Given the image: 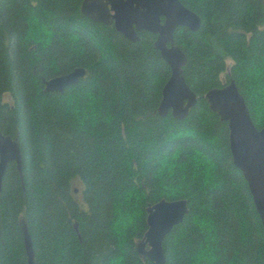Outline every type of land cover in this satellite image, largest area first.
Masks as SVG:
<instances>
[{
	"label": "trees",
	"instance_id": "obj_1",
	"mask_svg": "<svg viewBox=\"0 0 264 264\" xmlns=\"http://www.w3.org/2000/svg\"><path fill=\"white\" fill-rule=\"evenodd\" d=\"M179 1L202 18L173 35L198 97L183 120L158 115L171 71L153 34L131 42L84 17L83 0H0V133L21 152V175L9 163L0 183V264H28L24 226L33 264H154L136 245L161 200L188 207L163 240L166 264H264L228 124L205 99L235 80L264 128V0ZM76 68L84 77L45 92L43 79Z\"/></svg>",
	"mask_w": 264,
	"mask_h": 264
},
{
	"label": "water",
	"instance_id": "obj_2",
	"mask_svg": "<svg viewBox=\"0 0 264 264\" xmlns=\"http://www.w3.org/2000/svg\"><path fill=\"white\" fill-rule=\"evenodd\" d=\"M81 14L95 23L113 25L115 30L131 42L139 41L138 33L146 31L155 36L154 48L169 66L171 74L161 91L158 115L169 113L175 120H183L198 102L195 92L185 82L183 67L187 59L175 45L174 32L179 27L198 32L202 18L186 8L179 0H83ZM85 70L44 80L45 92L62 93L66 87L84 77ZM209 108L229 127L230 151L234 165L243 173L252 194L256 210L264 226V128L258 129L252 120L246 100L232 80L221 88H213L206 95ZM9 163H14L21 175V152L17 139L0 133V183ZM77 193V190H75ZM188 214L185 200H161L146 208L147 230L137 243L139 256L154 264H166L162 250L164 238ZM24 246L28 264L34 253L26 226Z\"/></svg>",
	"mask_w": 264,
	"mask_h": 264
},
{
	"label": "rangeland",
	"instance_id": "obj_3",
	"mask_svg": "<svg viewBox=\"0 0 264 264\" xmlns=\"http://www.w3.org/2000/svg\"><path fill=\"white\" fill-rule=\"evenodd\" d=\"M229 63H231V61H229ZM3 100L5 102H9L10 101V99H9V97L7 95L4 96Z\"/></svg>",
	"mask_w": 264,
	"mask_h": 264
},
{
	"label": "clouds",
	"instance_id": "obj_4",
	"mask_svg": "<svg viewBox=\"0 0 264 264\" xmlns=\"http://www.w3.org/2000/svg\"><path fill=\"white\" fill-rule=\"evenodd\" d=\"M118 228V226H117ZM114 264H121V260L114 261Z\"/></svg>",
	"mask_w": 264,
	"mask_h": 264
}]
</instances>
